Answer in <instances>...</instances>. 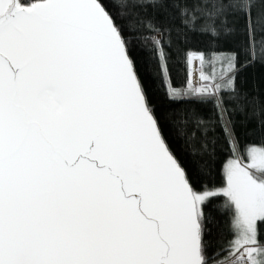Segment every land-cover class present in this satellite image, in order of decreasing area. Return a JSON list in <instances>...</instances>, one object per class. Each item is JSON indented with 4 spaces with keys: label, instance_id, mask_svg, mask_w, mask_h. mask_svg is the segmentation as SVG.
<instances>
[{
    "label": "snow or ice",
    "instance_id": "1",
    "mask_svg": "<svg viewBox=\"0 0 264 264\" xmlns=\"http://www.w3.org/2000/svg\"><path fill=\"white\" fill-rule=\"evenodd\" d=\"M0 264H264V0H0Z\"/></svg>",
    "mask_w": 264,
    "mask_h": 264
}]
</instances>
